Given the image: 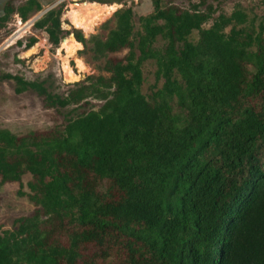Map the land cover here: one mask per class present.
<instances>
[{"label": "trees", "instance_id": "16d2710c", "mask_svg": "<svg viewBox=\"0 0 264 264\" xmlns=\"http://www.w3.org/2000/svg\"><path fill=\"white\" fill-rule=\"evenodd\" d=\"M17 1L4 3L0 26L41 10ZM81 1L66 14L76 29L89 9L122 4ZM151 4L137 27L122 4L103 40L61 29V6L33 23L54 48L72 34L60 48L65 81L77 79L67 58L87 42L107 76L88 75L63 96L44 81L0 76L45 109L101 102L45 131L0 129V185L17 184L33 206L0 233V264H264V15L235 7L204 28L210 9ZM147 61L154 85L143 94Z\"/></svg>", "mask_w": 264, "mask_h": 264}, {"label": "rangeland", "instance_id": "374dc122", "mask_svg": "<svg viewBox=\"0 0 264 264\" xmlns=\"http://www.w3.org/2000/svg\"><path fill=\"white\" fill-rule=\"evenodd\" d=\"M6 1L0 0V13ZM41 4V10L31 14L25 22H21L16 15H11L6 22L0 26V76L9 74L20 77L24 81L40 82L44 81V86L51 94L63 96L69 90L73 83L83 80L86 76H107L102 71L104 59L95 58L91 51L92 44L86 43L85 48L79 45L66 60L67 66L76 75L77 79L65 81L62 70V59L65 52L61 50V43L56 48L51 47L46 42V35L43 31L34 29L33 23L47 10L61 6L62 14L60 17V28L69 30L73 28L80 31L84 39L95 37L103 40L107 31L113 27L112 14L119 9L122 4L131 7L137 27L136 18L151 13V0H122V4H111V9L91 10L87 15L79 19L76 23L78 29L74 28L66 14L70 6L87 3L80 0H38ZM22 2L12 0L14 6ZM173 4L182 9L191 10L193 7L204 11L211 10V17L203 27H208L213 19L223 14L229 15L235 8L243 10L248 18L261 17L264 15V0H162V4ZM93 4V3H88ZM96 4V3H95ZM100 5V4H98ZM34 38L37 45H34L33 53L26 55L27 50H23L29 38ZM64 39H68L64 38ZM197 39L196 31H193L189 41L195 42ZM17 42L21 44L18 45ZM160 45V43H157ZM76 61H79L84 71L77 69ZM154 66L150 61L142 64L141 72L143 82L141 92L145 94L154 85ZM68 80V79H67ZM157 87L160 86L158 82ZM14 84L11 81L0 80V129L8 130L14 135H24L30 131L41 132L59 126L64 122L67 116L80 113L82 111L96 110L101 102L88 99L87 104L78 108L68 107L65 110L45 109L42 99L34 92L25 91L15 94ZM29 180L27 175L21 178L22 191L26 192L25 184ZM18 185L15 183L0 185V233L10 230L13 221L20 217L30 216L33 206L25 197L16 194Z\"/></svg>", "mask_w": 264, "mask_h": 264}, {"label": "water", "instance_id": "95a60500", "mask_svg": "<svg viewBox=\"0 0 264 264\" xmlns=\"http://www.w3.org/2000/svg\"><path fill=\"white\" fill-rule=\"evenodd\" d=\"M69 29H70V28H69ZM68 39L74 40L73 37H72V34H69V35H68ZM63 40H64V39H62V41H63Z\"/></svg>", "mask_w": 264, "mask_h": 264}]
</instances>
